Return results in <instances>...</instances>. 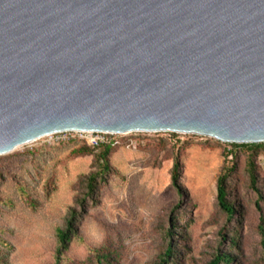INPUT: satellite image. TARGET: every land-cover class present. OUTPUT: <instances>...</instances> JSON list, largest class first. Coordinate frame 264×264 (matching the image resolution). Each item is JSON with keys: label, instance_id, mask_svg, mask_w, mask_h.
<instances>
[{"label": "water", "instance_id": "1", "mask_svg": "<svg viewBox=\"0 0 264 264\" xmlns=\"http://www.w3.org/2000/svg\"><path fill=\"white\" fill-rule=\"evenodd\" d=\"M66 130L264 143V0H0V155Z\"/></svg>", "mask_w": 264, "mask_h": 264}, {"label": "rangeland", "instance_id": "2", "mask_svg": "<svg viewBox=\"0 0 264 264\" xmlns=\"http://www.w3.org/2000/svg\"><path fill=\"white\" fill-rule=\"evenodd\" d=\"M175 134L109 135L117 149L111 170L95 182V197L87 193L86 182L98 169L94 156L71 155L81 141L45 136L0 155V236L10 243L6 264H56V229L64 225L70 206L79 212V237L68 251L74 260H85L90 246L110 240L119 245V264H155L164 246L163 228L172 226L188 235L180 264H208L231 248L236 234L240 247L234 249L239 255L234 264H262L264 152L256 158L255 187L246 153L230 155L236 169L227 180V199L236 214L227 220L217 182L231 146L207 136ZM176 160L182 192L172 181ZM18 183L37 199L36 206L20 195ZM78 196L83 201L76 203Z\"/></svg>", "mask_w": 264, "mask_h": 264}, {"label": "trees", "instance_id": "3", "mask_svg": "<svg viewBox=\"0 0 264 264\" xmlns=\"http://www.w3.org/2000/svg\"><path fill=\"white\" fill-rule=\"evenodd\" d=\"M175 136L176 134L173 133ZM164 141V140H163ZM165 142V141H164ZM231 149L225 151L224 153V164L221 173L218 177L217 182V200L221 209L225 212L227 220L233 219L236 214V208L233 202L227 199L228 186L227 180L231 176L232 172L236 169V162L230 160L229 157L232 155L238 156V152L246 153V169L252 180L253 187H255L256 182V158L261 152H264V143H254V144H232L229 143ZM117 149L116 143L112 140L109 143H103L98 146L88 145L85 141H81L73 150L72 156L79 155H93L94 162L97 165V170L92 171L87 177V193L92 197H95L97 186L95 182L99 178H104V175L109 172L112 168L110 164V157L114 150ZM180 162L176 160L172 168V181L173 184L178 188V191H183V187L179 184L180 177ZM20 195L30 201V203H38L37 199L32 198L31 192L23 184L18 183L17 187ZM257 189V188H256ZM1 193V192H0ZM0 194V199H2ZM8 200V199H7ZM83 201L80 196L77 198V202ZM34 207V205H33ZM78 220L79 212L75 206L69 207V212L65 218V223L56 229V246L54 258L56 264H119L121 255L117 254L119 250V245H116L113 241H106L104 243L93 245L89 247V255L85 260H74L68 255V251L73 239L79 237L78 232ZM164 243L163 249L158 254V258L155 264H180L181 260L185 259V240H187V232H177L172 226H165L164 228ZM4 228L1 227L0 231ZM259 230L262 235V256L260 258L262 264H264V217L262 218V223L259 226ZM184 240V242H182ZM231 248L223 252L220 250L214 255V257L209 261L208 264H234L235 260L238 258L237 253L234 251L235 248L240 247L239 235H233L231 241ZM10 250V243L4 240L0 236V264H6L8 262V251Z\"/></svg>", "mask_w": 264, "mask_h": 264}, {"label": "built area", "instance_id": "4", "mask_svg": "<svg viewBox=\"0 0 264 264\" xmlns=\"http://www.w3.org/2000/svg\"><path fill=\"white\" fill-rule=\"evenodd\" d=\"M111 134L114 133L105 131L66 130L51 133L46 136H56L59 141H85L88 145L98 146L103 143L111 142L112 140L109 139V135Z\"/></svg>", "mask_w": 264, "mask_h": 264}]
</instances>
